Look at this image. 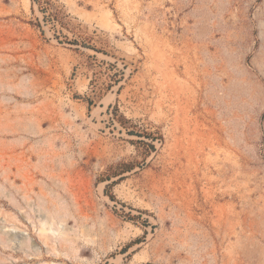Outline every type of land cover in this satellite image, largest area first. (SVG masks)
Here are the masks:
<instances>
[{
	"label": "rangeland",
	"instance_id": "obj_1",
	"mask_svg": "<svg viewBox=\"0 0 264 264\" xmlns=\"http://www.w3.org/2000/svg\"><path fill=\"white\" fill-rule=\"evenodd\" d=\"M41 6L0 0V264H264V0Z\"/></svg>",
	"mask_w": 264,
	"mask_h": 264
},
{
	"label": "trees",
	"instance_id": "obj_2",
	"mask_svg": "<svg viewBox=\"0 0 264 264\" xmlns=\"http://www.w3.org/2000/svg\"><path fill=\"white\" fill-rule=\"evenodd\" d=\"M42 1L43 0H38V5H39V7H40V9H42V6H41V4H42ZM47 4H48V2H47ZM119 122L122 124V125H125V122H127V120L123 117V116H119ZM129 134H131V135H133L135 132H128ZM137 135V134H136ZM151 140L152 141H154L153 140V138H151ZM149 146L152 148V149H154V146L152 145V144H149ZM124 165V168H123V172H125V171H131L132 169H133V167L132 166H130V165H126V164H123ZM117 176V175H116ZM109 185H106V187H108ZM111 199H114V197L113 196H109Z\"/></svg>",
	"mask_w": 264,
	"mask_h": 264
}]
</instances>
